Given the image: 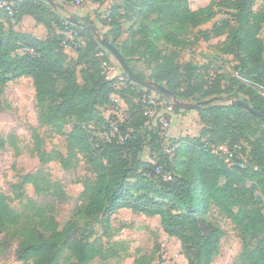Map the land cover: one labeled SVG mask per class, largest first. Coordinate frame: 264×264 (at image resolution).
Returning <instances> with one entry per match:
<instances>
[{"label": "trees", "instance_id": "16d2710c", "mask_svg": "<svg viewBox=\"0 0 264 264\" xmlns=\"http://www.w3.org/2000/svg\"><path fill=\"white\" fill-rule=\"evenodd\" d=\"M8 1L17 6L12 17L0 10V94L11 81L31 79L38 123L65 136L67 156L80 155L93 174L62 227L53 211L66 204L68 197L58 183H49L40 172L25 175L13 189L31 185L48 201L36 203L20 194L22 211L16 212L0 193V232L14 230L19 238L15 260L58 264L63 251L70 264L116 257L128 245L112 240L111 217L129 210L159 218L163 233L179 241L185 264H211L219 255L223 237L222 230L202 216L212 206L239 234L236 264H264V122L228 104L241 100L264 114V9L254 10L256 0H211L195 10L189 0H84L106 3L107 9L102 17L98 13L93 18L75 16L82 26L66 19L70 0H61L65 4L59 9L44 0ZM218 10L226 18L202 29L216 18ZM25 16L45 28V39L14 30ZM91 25L136 75L163 85L180 101L212 100L196 111L201 125L197 137L168 139L159 124L143 114L141 98L152 92L124 73L120 95L126 104L125 118L117 123L115 136H109L112 120L102 111L112 104L117 78L106 77L104 65L110 53L96 41ZM70 31L69 40L65 34ZM184 34L192 35V40L182 39ZM223 35L221 53L233 57L236 72L228 85L214 79L198 84L196 65L163 54L165 46L191 47ZM123 36L127 40L118 47L116 42ZM65 47L75 58L65 53ZM134 58L148 66V77L132 69ZM174 112L183 110L174 107ZM120 136L125 139L120 141ZM34 140H38L35 135ZM242 142L247 149L241 148ZM168 145L175 146L172 157L165 152ZM217 145L237 149L246 158V166L238 167L240 159L234 157L228 167L223 154L211 152L210 146ZM50 157L41 154L40 163H48ZM60 164L66 170L70 166L62 157ZM158 166L170 174L169 180L155 174ZM147 260L141 256L133 264H150Z\"/></svg>", "mask_w": 264, "mask_h": 264}, {"label": "rangeland", "instance_id": "374dc122", "mask_svg": "<svg viewBox=\"0 0 264 264\" xmlns=\"http://www.w3.org/2000/svg\"><path fill=\"white\" fill-rule=\"evenodd\" d=\"M55 1L59 5L65 4L61 0ZM210 1L189 0V6L192 10H195L206 6ZM66 5V13L74 16L88 13L92 18L97 13L102 17L107 9L106 3L99 5L90 1H84L79 6H73L71 2ZM260 9H264V0H256L255 2L254 10ZM217 12L219 14L216 18L211 23L204 25L202 29L210 28L213 23L226 18L222 14V10ZM121 21L130 24L128 19H122ZM225 37L223 35L208 42H198L191 47L165 46L162 47V50L166 56H173L176 62H192L196 65V83L203 84L209 79H214L219 81L221 85H228L229 77L231 75L235 76L236 72L233 57L221 53ZM181 38L191 41L192 35L184 34ZM125 40L127 38L123 36L116 42V45L122 47ZM108 57L109 63L104 65L106 72L113 75L114 70L117 71L116 76L111 79L122 75L123 71L116 59L111 54H108ZM131 67L137 74L145 77L150 75L148 66L142 60L132 59ZM120 90V87L116 88L111 96L120 98ZM261 93L264 96V91ZM153 94L156 95V93ZM118 109V115L123 119L124 112L119 106ZM102 113L109 118L110 113L107 109L103 110ZM191 114L193 116L183 113V115H187L184 116V119L172 117L168 128L164 131V135L168 139L198 135L199 120L195 118V111H192ZM37 117L38 110L35 107V93L31 79L14 80L1 88L0 193L7 198L9 206L16 212L22 211L20 194L36 203L48 201L45 194H37L31 185H23L20 191L13 189V185L20 184L25 175L40 172L42 177L49 183H58L68 197L66 204L55 207L53 211V216L59 226L62 227L69 220L75 206L79 204L78 196L83 189V185L93 179V174L90 166L85 163L80 155H75L72 158L67 156L66 137L41 126L37 121ZM34 135L38 138L37 141L34 140ZM241 148L243 150L247 149V144L242 142ZM43 153L50 155L51 161L41 164L39 159ZM59 156L68 159L70 166L67 170L61 166ZM146 158V153H144V159L146 160ZM262 213L264 215V208ZM202 216L223 232L219 255L214 258L211 264H236L241 248L236 228L212 206L207 207ZM111 224L113 228L111 232L112 240L125 242L128 245L127 251L119 252L116 257L107 260L95 259L90 264H133L134 260L141 256L150 259V261L147 260L150 264L186 263L181 253L179 241L163 233L159 218H150L131 213L129 210H123L111 217ZM14 232V230L0 232V264H22L16 261L14 257L19 243V238L15 236ZM100 233V230H98V234ZM102 241L105 242V239ZM58 264H70L67 251L62 252Z\"/></svg>", "mask_w": 264, "mask_h": 264}, {"label": "built area", "instance_id": "2783aa9c", "mask_svg": "<svg viewBox=\"0 0 264 264\" xmlns=\"http://www.w3.org/2000/svg\"><path fill=\"white\" fill-rule=\"evenodd\" d=\"M73 6H79L84 0H70ZM16 3L8 1V0H0V10L6 12L9 17H12L13 12L16 8ZM72 35V32H68ZM117 78V83L115 87H121L125 82L126 78L123 75H119ZM141 103L144 105V116L148 117L152 123L159 124L161 132L164 133L166 128L169 126V122L174 116V106L172 103H166L165 101L159 99L157 95L153 93H145L141 98ZM118 100L116 98L112 99V104L109 106L108 111L110 113L109 118L111 121V133L110 137H114L117 133V123H121L124 120L120 118L119 109H118ZM120 141H123L125 137H118ZM175 146L168 145L165 148V152L169 155V157L173 156ZM211 152L213 154H223L225 156L224 163L229 167L233 164L232 159L237 157L240 159V162L237 163V166L240 168H244L246 166V158L242 153L237 151V149L229 150L224 145L210 146ZM155 174L160 175L164 181L170 179V174L163 171L162 167L158 166L155 169Z\"/></svg>", "mask_w": 264, "mask_h": 264}, {"label": "water", "instance_id": "95a60500", "mask_svg": "<svg viewBox=\"0 0 264 264\" xmlns=\"http://www.w3.org/2000/svg\"><path fill=\"white\" fill-rule=\"evenodd\" d=\"M45 1L46 3H48L51 7L55 9L61 8V6L55 0H45ZM66 19L70 24L77 25V26L83 25L74 15H71L69 13H66ZM89 28L92 31L96 41L116 59L123 73L126 75V77L131 82L151 92L159 93L163 98L170 100V103H172L175 108L183 110V111L200 110L203 106L208 105L212 101L210 99V100H204V101L193 103V102H185V101L178 100L176 96L170 90L165 88L163 85H160L147 78H143V77L136 75L129 68V66L127 65L121 53L98 31V29L93 25L89 26ZM228 104L231 106L241 107L245 109L246 111H248L250 114H252L254 117L264 122V114L254 111L243 101L241 100L230 101Z\"/></svg>", "mask_w": 264, "mask_h": 264}, {"label": "crops", "instance_id": "0c3cea01", "mask_svg": "<svg viewBox=\"0 0 264 264\" xmlns=\"http://www.w3.org/2000/svg\"><path fill=\"white\" fill-rule=\"evenodd\" d=\"M95 4V3H94ZM86 15H88V13H84L83 15H78L76 14V17L77 18H83L85 17ZM90 16V14H89ZM14 30L19 32V33H22V34H27V35H30L34 38H37V39H45L46 37V30L43 26L41 25H38L34 22V20L31 18V17H28V16H25L21 19V21L14 26ZM65 37L66 39H71V35L69 33H66L65 34ZM65 53L68 54L70 57H73L75 58V54L74 52L68 47V48H65ZM115 69V68H114ZM117 74V71L114 70V74L111 75L109 73L106 72V77L107 79H111L112 77L116 76ZM20 79H24V78H20ZM111 98L113 99V97L111 96ZM118 100V105L119 107H121V110L122 112L125 113L126 111V104L124 102V100L120 97L116 98ZM192 112V111H191ZM191 112L189 113V111H183V112H178V113H175L173 117H176L178 119H181V118H185L184 116H187V115H183V113L185 114H188L189 116H193L191 114ZM194 112V111H193ZM196 113V116L195 118L198 119V114L197 112L195 111ZM105 118H108L106 116H104ZM199 120V119H198ZM200 124V122H198ZM200 129H201V125L199 126ZM199 129V131H200ZM198 135H193L191 138H194V137H197ZM147 158L146 160L148 159V155L146 154ZM120 211H123V210H120Z\"/></svg>", "mask_w": 264, "mask_h": 264}]
</instances>
